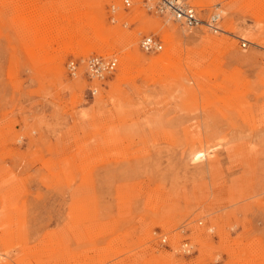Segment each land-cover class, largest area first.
<instances>
[{"label": "rangeland", "instance_id": "374dc122", "mask_svg": "<svg viewBox=\"0 0 264 264\" xmlns=\"http://www.w3.org/2000/svg\"><path fill=\"white\" fill-rule=\"evenodd\" d=\"M121 1L0 0V264H264V0Z\"/></svg>", "mask_w": 264, "mask_h": 264}, {"label": "built area", "instance_id": "2783aa9c", "mask_svg": "<svg viewBox=\"0 0 264 264\" xmlns=\"http://www.w3.org/2000/svg\"><path fill=\"white\" fill-rule=\"evenodd\" d=\"M201 0H141L142 8L148 13L167 17L172 23L188 30H196L200 27L212 33H220V23L222 21L221 5L214 4L211 7H204L200 4ZM122 6L127 9L130 0H122ZM117 7L110 4L107 8V16L110 22H116L114 12ZM243 41V40H242ZM244 42V41H243ZM246 43H242L245 47ZM140 50L145 54L156 53L162 50V41L152 35L142 36L139 42ZM116 59L110 56L91 55L86 60L87 76L90 80L101 81L115 71ZM70 75L76 74L77 64L73 61L67 64ZM92 94L95 91L91 92ZM187 245H183V251Z\"/></svg>", "mask_w": 264, "mask_h": 264}, {"label": "bare ground", "instance_id": "6f19581e", "mask_svg": "<svg viewBox=\"0 0 264 264\" xmlns=\"http://www.w3.org/2000/svg\"><path fill=\"white\" fill-rule=\"evenodd\" d=\"M130 3H131V0H130ZM141 3V2H140ZM132 4V3H131ZM163 18H166L168 21H170V22H172V20H171V18L169 17V16H167V17H163ZM186 30V29H185ZM204 154V153H203ZM202 155V154H201ZM200 155V156H201ZM201 158V157H200Z\"/></svg>", "mask_w": 264, "mask_h": 264}]
</instances>
